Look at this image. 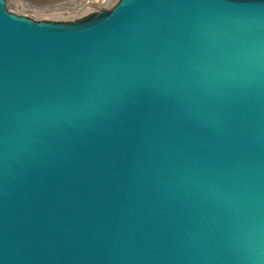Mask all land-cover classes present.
<instances>
[{"label":"water","instance_id":"obj_1","mask_svg":"<svg viewBox=\"0 0 264 264\" xmlns=\"http://www.w3.org/2000/svg\"><path fill=\"white\" fill-rule=\"evenodd\" d=\"M0 264H264V0H0Z\"/></svg>","mask_w":264,"mask_h":264},{"label":"rangeland","instance_id":"obj_2","mask_svg":"<svg viewBox=\"0 0 264 264\" xmlns=\"http://www.w3.org/2000/svg\"><path fill=\"white\" fill-rule=\"evenodd\" d=\"M116 0H5L9 11L34 20L69 22L109 8ZM86 2V4H81Z\"/></svg>","mask_w":264,"mask_h":264},{"label":"bare ground","instance_id":"obj_3","mask_svg":"<svg viewBox=\"0 0 264 264\" xmlns=\"http://www.w3.org/2000/svg\"><path fill=\"white\" fill-rule=\"evenodd\" d=\"M81 4H86V2H83V3H81Z\"/></svg>","mask_w":264,"mask_h":264}]
</instances>
